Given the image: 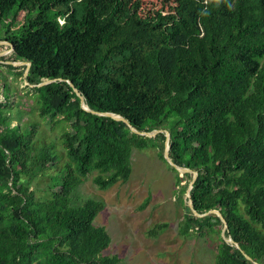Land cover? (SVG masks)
Returning <instances> with one entry per match:
<instances>
[{"label": "trees", "instance_id": "trees-1", "mask_svg": "<svg viewBox=\"0 0 264 264\" xmlns=\"http://www.w3.org/2000/svg\"><path fill=\"white\" fill-rule=\"evenodd\" d=\"M159 2L0 0V41L30 63L25 80H54L31 91L37 115L63 125L65 156L59 166L52 146H36L37 123L10 127L0 118V264H120L104 254L110 236L94 224L104 203L74 204L73 194L92 172L99 190L125 183L133 151L148 148L186 189L191 175L163 158L164 131L172 162L197 172L194 210L219 211L225 237L239 246L219 238L214 264H264V0ZM68 81L91 110L163 131L139 136L84 110ZM49 168V197L38 199L29 182ZM185 210L181 235L221 233L216 214Z\"/></svg>", "mask_w": 264, "mask_h": 264}, {"label": "rangeland", "instance_id": "rangeland-1", "mask_svg": "<svg viewBox=\"0 0 264 264\" xmlns=\"http://www.w3.org/2000/svg\"><path fill=\"white\" fill-rule=\"evenodd\" d=\"M142 3L148 8L160 6L159 0H142ZM23 15L24 12H19L17 20ZM6 62L19 61L15 60L8 45L0 44L1 120L8 116L10 127L17 123L21 127L37 123L36 146H52L60 166L65 161L58 140L63 125L53 126L37 115L34 93L26 87L23 75L15 74L23 65H12L14 69H8L2 66L9 64ZM157 151L153 148L134 150L129 179L106 190L94 185L92 178L96 173L92 172L75 190L73 203L80 204L89 198L104 203L94 224L103 226L110 236V245L104 254L117 255L120 264H214L221 233L199 235L196 230L189 235L179 233L186 211V181L183 179L177 184L176 173L158 157ZM54 171L49 168L32 177L29 188L36 198L49 197L46 188ZM157 224H166V227L158 230L154 237L149 236V231Z\"/></svg>", "mask_w": 264, "mask_h": 264}, {"label": "water", "instance_id": "water-1", "mask_svg": "<svg viewBox=\"0 0 264 264\" xmlns=\"http://www.w3.org/2000/svg\"><path fill=\"white\" fill-rule=\"evenodd\" d=\"M0 44H6L9 46V48L11 49L12 51V45L6 41H0ZM6 63H9L11 65H24L25 66V69H24V72H23V80H24V83L26 84V86H28L29 88H34V87H40V86H43L45 84H48V83H51L53 82L54 80H44L36 85H33V84H29L26 80H25V77L27 75V72H28V69L30 67V63L29 62H24V61H19L18 63H10V62H6ZM61 80V79H59ZM68 84L70 85V87L72 88L73 92L76 94V96L79 97L80 99V105L81 107L92 113V114H95V115H98V116H104V117H110L114 120H117V121H122L124 122L129 128H130V131L133 132L134 134L136 135H139V136H144V137H154L156 134L162 132L163 130L161 129H156V130H152L150 132L148 131H138L136 130L135 128H133L128 122L126 119H124L122 116H119V115H116V114H112V113H108V112H104V113H100V112H96V111H93L91 110L90 108L87 107V105L84 103V100H83V97L81 96V94L79 93V91L73 86V84L68 81ZM164 134H165V141H164V150H163V158L164 160L166 161V163L172 167L177 173L179 176H182L183 174H190L191 175V179L188 183V186L186 188V193H185V202H186V207L190 210V212L196 216V217H203L205 215H207L208 213H214L216 214L221 223H222V230H221V236H222V239L227 242V243H230L232 245H234L236 248H239V246L230 238V237H225V231L228 232L227 230V223L224 219V217L222 216V214L217 211V210H210L209 212L207 213H204V214H199L197 213L193 206H192V201H191V195H190V190L192 189V186H193V183L197 177V172L196 171H193L189 168H184V167H179L177 165H175L172 160L170 159L169 155H168V150H169V132L168 131H164ZM245 258H247L248 260H251L249 256H247L246 254H244ZM254 264H258L256 262H254Z\"/></svg>", "mask_w": 264, "mask_h": 264}]
</instances>
